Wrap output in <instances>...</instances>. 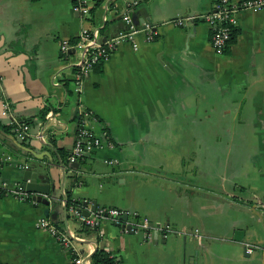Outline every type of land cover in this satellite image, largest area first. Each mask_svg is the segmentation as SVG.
I'll use <instances>...</instances> for the list:
<instances>
[{
    "label": "crops",
    "instance_id": "0c3cea01",
    "mask_svg": "<svg viewBox=\"0 0 264 264\" xmlns=\"http://www.w3.org/2000/svg\"><path fill=\"white\" fill-rule=\"evenodd\" d=\"M86 2L88 14L80 17L69 0H0V102L10 118L29 128L27 139L19 141L9 119L0 117V182L20 184L28 170L36 182L52 186L48 209L57 211L51 220L36 200L33 205L1 197L0 264H69L72 255L36 226L41 217L68 237L72 254L83 258L99 248L115 264L199 263L197 252L185 244L183 255L177 240L192 229L194 216L225 219L224 227H216H223L226 246L244 257L254 252L255 264H264V10L237 12L234 42L227 44V54H217L203 21L173 24L179 17L211 12L216 0ZM132 2L129 18L137 30L132 41L116 45L76 87L73 65L83 54L78 33L96 29L104 40L125 32L121 15ZM144 26H150L152 41H146ZM62 41L69 45L64 57ZM98 65L100 71H94ZM232 77V87L221 82ZM215 124L224 126L230 149L234 142L235 173L230 194L210 197L197 193L190 180L206 163L197 160L196 142L203 138L197 134L211 135L209 126ZM79 125L101 146L71 166L66 158ZM228 145L220 161H208L210 169L227 167ZM108 160L114 164L106 165ZM66 193L81 206L95 202L96 208L126 211L127 221L85 230L68 209L63 219ZM142 218L149 236L133 227ZM210 227L200 224L203 232ZM234 232L241 233L239 242L233 241ZM196 234L201 246L205 235ZM227 260L221 256L214 262Z\"/></svg>",
    "mask_w": 264,
    "mask_h": 264
},
{
    "label": "built area",
    "instance_id": "2783aa9c",
    "mask_svg": "<svg viewBox=\"0 0 264 264\" xmlns=\"http://www.w3.org/2000/svg\"><path fill=\"white\" fill-rule=\"evenodd\" d=\"M69 3L71 10L78 16L85 17L88 14L89 6L86 0H69ZM134 5L135 2L127 4L121 15V20L126 27L125 32L104 40L99 38V33L96 29H82L78 33V41L83 54L73 65V82L76 87L88 76L94 65L104 61L109 56L116 45L120 42L132 41V36L137 30L131 24L129 9ZM240 10L263 11L264 0H216L211 12L205 15L179 17L173 20V24L178 27H183L187 22L196 20L203 21L209 28V45L211 49L215 53L221 54L231 39L236 26V13ZM142 32H144L146 41H152L154 34L150 26H144ZM68 47L69 45L66 41L60 42L59 52L62 57L67 54ZM0 117L9 119V129L15 138L19 141L27 139L29 136L28 126L10 118L8 106L5 102H0ZM39 138L42 137L39 136ZM100 146L101 142L99 138L92 135L82 125L77 126L73 136L72 146L67 155V163L70 165L77 164L82 158L89 156ZM1 156L2 154L0 153V168L3 161ZM104 163L106 165H112L114 161L108 160L104 161ZM24 167L25 166H23V168ZM5 196H13L19 201H28L33 205L36 204L35 200L31 198L30 194L24 191L19 183L7 187L4 183L0 182V198ZM89 208L90 207L87 205L81 206V204L76 203L74 206H70L68 211L81 228L92 232L97 231V228L104 222L117 224L121 222L120 218L123 215L128 216V212L115 208H95L93 211ZM36 226L49 232L55 238L59 246L72 255L69 264H90L88 259L71 253L72 248L70 240L63 232L58 231L49 220L41 217L36 222ZM133 227L135 230H142L145 236H149L150 226L146 219L142 218L137 220L133 224ZM194 233V236L198 239L199 237L196 231H194ZM245 253H250L249 247H245Z\"/></svg>",
    "mask_w": 264,
    "mask_h": 264
},
{
    "label": "rangeland",
    "instance_id": "374dc122",
    "mask_svg": "<svg viewBox=\"0 0 264 264\" xmlns=\"http://www.w3.org/2000/svg\"><path fill=\"white\" fill-rule=\"evenodd\" d=\"M234 81V77L232 78H224L221 80L222 83L226 84V87H232L233 84H230ZM234 87V86H233ZM228 95H234V92L228 93ZM213 116H217V110H214ZM210 129L212 130V133L210 135L209 131H206L205 135H198V137H203L198 138L197 140V160L199 161L200 159H205L206 163L202 165H199L198 171L196 174L192 177L190 180L191 185H194V188L197 189V193H208L210 197H214V195H223L227 193H231L230 189L228 188V184L232 182V178L234 179V142L231 146L228 145L227 139L225 137V133L223 132V125L215 124L209 126ZM207 128V127H206ZM198 127H197V133H198ZM217 135L216 137H214ZM218 141V142H217ZM225 144L228 145V149H230V156L227 159L226 163V168L225 169H210L207 166L208 161H214L218 160L219 153L223 151L225 147ZM199 149V150H198ZM201 152V153H199ZM217 165V164H216ZM229 200V197H228ZM196 210H199V206L201 204V201H196ZM235 207V208H234ZM232 210H236V206L234 205L233 208L231 207ZM235 211L234 213H236ZM228 214L231 215L233 212L230 211V207L228 209ZM192 222V226L188 228L187 230L190 232H186L183 236L177 237V240L180 245V249L184 255L185 252V246H191L193 249V253L197 252L196 256H198V259L200 260L199 263L193 262L192 264H218L215 263L214 260L216 258H219L222 256L224 260L228 259L227 264H255V261L252 258V255L254 252H252L249 256L244 257L242 252H239L234 250L233 248L227 247L226 246V237L224 235V231L222 230L225 223V219L215 217V216H194V218H189V222ZM201 223H208L211 225L209 228V231L203 232L200 229V224ZM220 224L223 225L222 229H217L216 225ZM193 229H196V232L203 236L204 238L202 239V245L200 246L199 243H197L196 239L193 238ZM226 230V229H225ZM201 234H200V233ZM224 235V237H222ZM219 239H222L224 242L218 241ZM184 240V241H182ZM182 243H184L182 245ZM219 243V244H218ZM186 244V245H185ZM221 247H220V246ZM183 246V250H182ZM241 251V250H240ZM203 256L201 257V255ZM225 255V257L223 256ZM225 262V261H223ZM189 263V261H188Z\"/></svg>",
    "mask_w": 264,
    "mask_h": 264
},
{
    "label": "water",
    "instance_id": "95a60500",
    "mask_svg": "<svg viewBox=\"0 0 264 264\" xmlns=\"http://www.w3.org/2000/svg\"><path fill=\"white\" fill-rule=\"evenodd\" d=\"M46 129H49V128H46ZM44 145H47V144H44ZM75 165L76 164L71 165V166H75ZM20 185L22 186V188L24 189V191L26 193L32 194V198L34 200H36L37 203H39V204H41V205L44 206V210H43V216L44 217H48L51 220H55L56 219V217H57V211H49V209H48L49 208V205L51 203V200H53V198H54V197H52V196H50L48 194L49 190H51V191L53 190L51 185L36 182V176H35V174L33 176H31V174H30V172L28 170H26L23 173V176H22ZM82 205L85 206L86 203L84 202V203H82ZM95 208H96L95 202H91L90 210L93 211ZM66 211H67L66 202L63 201V203H62V215H63V219L64 220L67 219V213H66ZM120 221H122V222L127 221V216L126 215H123L120 218ZM120 228L123 229L124 228V225L121 224L120 225ZM124 229L127 232L132 233V231L130 230L131 229L130 226H125ZM157 230H159V229H156V231L154 232L155 233V235H154L155 237L157 236ZM240 235H241L240 232H234L233 238H232L233 241L239 242L240 237H241ZM163 236H165V235H163ZM262 251H263V247L260 250L261 256H262ZM195 253L196 252H194V254ZM86 259H89V258H86Z\"/></svg>",
    "mask_w": 264,
    "mask_h": 264
},
{
    "label": "trees",
    "instance_id": "16d2710c",
    "mask_svg": "<svg viewBox=\"0 0 264 264\" xmlns=\"http://www.w3.org/2000/svg\"><path fill=\"white\" fill-rule=\"evenodd\" d=\"M234 38H235V35H233V37L229 40L230 44H232L234 42ZM227 49L228 48H225L222 51V53L226 52V54H227L228 53ZM73 71H74V69H73ZM94 71H100V65L96 66L94 68ZM68 94H69V91L66 90L65 91V97L68 96ZM65 103H66V101H65ZM62 105H64V102H63ZM66 160H67V158H66ZM65 202H66L67 209L70 206H74L76 204L73 200L70 199L68 193H66V195H65ZM88 258H89L88 260H89L90 264H115L116 263L115 260L112 257H109V254L107 252H105L103 249H99V248L95 249Z\"/></svg>",
    "mask_w": 264,
    "mask_h": 264
}]
</instances>
